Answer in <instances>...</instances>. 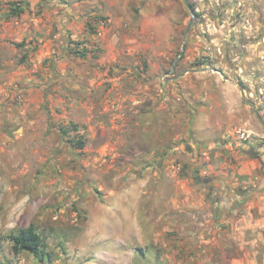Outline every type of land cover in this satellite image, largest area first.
Returning a JSON list of instances; mask_svg holds the SVG:
<instances>
[{
	"label": "rangeland",
	"instance_id": "1",
	"mask_svg": "<svg viewBox=\"0 0 264 264\" xmlns=\"http://www.w3.org/2000/svg\"><path fill=\"white\" fill-rule=\"evenodd\" d=\"M188 1L0 0V264H264V0ZM235 151L251 197L185 242L175 185Z\"/></svg>",
	"mask_w": 264,
	"mask_h": 264
},
{
	"label": "crops",
	"instance_id": "2",
	"mask_svg": "<svg viewBox=\"0 0 264 264\" xmlns=\"http://www.w3.org/2000/svg\"><path fill=\"white\" fill-rule=\"evenodd\" d=\"M224 153L225 154H223V152H217V161L213 159L215 162L213 163L210 158L209 162H204L202 168L200 165L202 164L201 161H198L199 163L197 165L191 164L188 175L179 180L175 185V197L184 208V216H188L189 218V223L181 224L178 229L182 231V233L187 232L186 235L184 234V236H187L185 237V242L195 243V245H207L215 242L214 239H209L205 236L204 232L208 229H204V227H201L197 221H195L198 210L205 208L212 209L214 204L217 205L214 200H209L211 199L209 198L211 194L218 196V198L222 194L225 195L226 201H222L221 205L226 209L231 208L233 202L236 203L237 200L245 204L251 197L250 193L247 192L250 188L249 186L255 183V180L250 175L251 171L248 170L249 167H240L234 162V159L237 160L242 158L244 163H248V161L240 157L237 151ZM195 162H197V160ZM193 166L198 167L195 168ZM197 168H199V172ZM259 178L264 181L262 176H259ZM256 180H258V178ZM256 183H259V180ZM242 190L243 192L241 193L240 191ZM253 205L264 210V194L262 199L259 200V203L252 201L248 207L246 206L244 208H253ZM115 258L118 262L120 261V256L113 257V259Z\"/></svg>",
	"mask_w": 264,
	"mask_h": 264
},
{
	"label": "trees",
	"instance_id": "3",
	"mask_svg": "<svg viewBox=\"0 0 264 264\" xmlns=\"http://www.w3.org/2000/svg\"><path fill=\"white\" fill-rule=\"evenodd\" d=\"M12 10L14 16H19L24 12V9L16 7V5ZM75 144L79 148H84L85 146L83 141H76ZM9 240L13 242V251L15 255L29 252L41 263L45 260H52L51 254L47 250L46 243L33 227L10 234Z\"/></svg>",
	"mask_w": 264,
	"mask_h": 264
},
{
	"label": "water",
	"instance_id": "4",
	"mask_svg": "<svg viewBox=\"0 0 264 264\" xmlns=\"http://www.w3.org/2000/svg\"><path fill=\"white\" fill-rule=\"evenodd\" d=\"M185 2H186V5L188 6V8L191 9V5L189 4V1H188V0H185ZM193 20H194V17H192L191 22H190V24H189V26H188V28H187V30H186V32H185L183 50H182V53L180 54L179 58H180L181 56H183V54H184L185 47H186V46H185L186 38H187V35H188V33H189L190 29H191V26H192V24H193Z\"/></svg>",
	"mask_w": 264,
	"mask_h": 264
},
{
	"label": "built area",
	"instance_id": "5",
	"mask_svg": "<svg viewBox=\"0 0 264 264\" xmlns=\"http://www.w3.org/2000/svg\"><path fill=\"white\" fill-rule=\"evenodd\" d=\"M241 138H246V134H241ZM172 168H174V166H172ZM178 170H180V169H178Z\"/></svg>",
	"mask_w": 264,
	"mask_h": 264
}]
</instances>
